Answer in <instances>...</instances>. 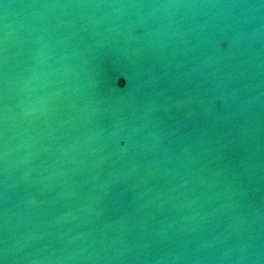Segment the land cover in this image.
Instances as JSON below:
<instances>
[{
    "label": "water",
    "instance_id": "1",
    "mask_svg": "<svg viewBox=\"0 0 264 264\" xmlns=\"http://www.w3.org/2000/svg\"><path fill=\"white\" fill-rule=\"evenodd\" d=\"M0 264H264V0H2Z\"/></svg>",
    "mask_w": 264,
    "mask_h": 264
},
{
    "label": "clouds",
    "instance_id": "2",
    "mask_svg": "<svg viewBox=\"0 0 264 264\" xmlns=\"http://www.w3.org/2000/svg\"><path fill=\"white\" fill-rule=\"evenodd\" d=\"M198 5H152L149 7H161V8H169V7H197ZM82 7H92V5H82ZM96 7H100L97 5ZM111 7H117V6H111ZM118 7H138V5H120ZM205 7H221L220 5H205ZM229 7H241V8H247V7H252L248 5H230Z\"/></svg>",
    "mask_w": 264,
    "mask_h": 264
},
{
    "label": "snow or ice",
    "instance_id": "3",
    "mask_svg": "<svg viewBox=\"0 0 264 264\" xmlns=\"http://www.w3.org/2000/svg\"><path fill=\"white\" fill-rule=\"evenodd\" d=\"M0 2H2V0H0ZM6 6V5H5Z\"/></svg>",
    "mask_w": 264,
    "mask_h": 264
}]
</instances>
